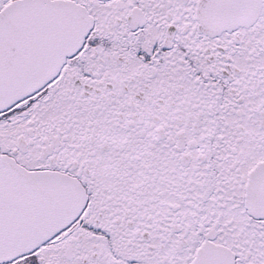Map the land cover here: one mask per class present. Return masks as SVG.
I'll return each instance as SVG.
<instances>
[{
  "label": "snow or ice",
  "instance_id": "obj_1",
  "mask_svg": "<svg viewBox=\"0 0 264 264\" xmlns=\"http://www.w3.org/2000/svg\"><path fill=\"white\" fill-rule=\"evenodd\" d=\"M0 264H264V0H0Z\"/></svg>",
  "mask_w": 264,
  "mask_h": 264
}]
</instances>
